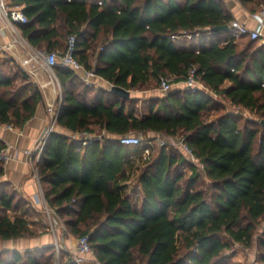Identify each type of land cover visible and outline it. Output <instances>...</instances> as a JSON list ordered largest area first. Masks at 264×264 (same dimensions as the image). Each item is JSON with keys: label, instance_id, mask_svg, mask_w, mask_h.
I'll list each match as a JSON object with an SVG mask.
<instances>
[{"label": "trees", "instance_id": "1", "mask_svg": "<svg viewBox=\"0 0 264 264\" xmlns=\"http://www.w3.org/2000/svg\"><path fill=\"white\" fill-rule=\"evenodd\" d=\"M241 2L253 12L264 5V0ZM10 3L27 15L19 26L32 45L65 50L76 34L77 57L113 85L132 92L161 75L179 82L196 67L206 88H173L150 98L142 110L132 94L91 86L75 70L54 67L63 86L57 126L104 136L84 143L53 130L38 162L40 180L48 204L69 231L89 235L96 259L101 264H229L226 250L256 241L257 264H264V225L258 230L264 219V125L252 118L242 123L241 112L227 110L225 103L264 120V45L250 39L241 47L231 29H214L235 19L226 2ZM183 33L191 38L176 37ZM12 61H0V124L23 127L40 98L28 74ZM152 132L181 135L200 163L179 147L163 145L153 160L143 162L140 199L128 193L135 172L130 157L140 147L124 145L119 137ZM6 146L0 138V152ZM4 164L0 159V178ZM205 177L213 191L198 186ZM46 228L42 211L11 182L0 180V240L36 237ZM0 264H57L56 249L0 250Z\"/></svg>", "mask_w": 264, "mask_h": 264}, {"label": "crops", "instance_id": "2", "mask_svg": "<svg viewBox=\"0 0 264 264\" xmlns=\"http://www.w3.org/2000/svg\"><path fill=\"white\" fill-rule=\"evenodd\" d=\"M10 1L11 0H8V4L12 7L13 5H11ZM224 1L226 2L231 12L234 14L235 19L245 21L251 27L256 26L257 20L253 17V13H255L256 11H251L241 2V0ZM4 26L5 21L0 20V44H7L14 39V33L12 32V30L9 28H5L3 30L2 28ZM16 28L19 31L20 36L23 37L24 41L22 45L18 44L15 48L11 49L6 56H10L13 59L12 62L14 64H17L24 72L28 74V81L35 85L39 93L40 100L36 114L29 121H27L23 127H10L7 124H0V138L5 141L6 145L9 148L10 154L9 160L4 164V175L0 178V180L11 182L12 186L21 194H23L35 208L42 211L45 218V223L47 224V228L44 233L36 237H24L5 241L0 240V250L12 249L22 251L26 249L54 246L56 249V263L61 264L62 261L70 263L72 258L71 250L75 245L78 236L69 231L65 221L60 218V216L56 214L55 210L48 204L45 198L43 185L40 180V174L37 171L39 170V160L38 158L34 157L29 158L25 152L27 148H33L43 135L44 131L50 128L52 117L48 107L49 104H55L56 107L59 106V102L63 98V86L55 68L54 70H51L50 68L41 66L39 63H36L35 66H33L32 63L23 66L21 60L24 57L28 58L34 52L39 50H47L32 45L29 39L22 33L19 22L16 23ZM95 63L96 58L94 59V64ZM77 73L79 77L83 81H85V79L83 78L85 72L80 71ZM91 81L95 85V87H102L108 90L113 85L108 80L100 76L92 77ZM86 83L92 86V84L88 82ZM180 87L183 86L180 85ZM54 130H59L72 137L74 135L83 137L82 133H84L71 132L69 130L60 128L57 126V122L54 126ZM90 134L94 135L92 133ZM152 135L153 137H157L159 133L152 132ZM131 161L134 164V168L139 165L138 158L131 159ZM131 182V180L128 181V193L136 194L140 199L143 198V191L139 186L138 189H134V192H137L133 193V191L131 190ZM31 239H38V244H35V242H33V246L31 244ZM252 248V250L249 248L246 249V247L239 249L238 257H234L236 261H245L246 264H250V261L246 259L248 257L247 254H254V244L252 245ZM256 252L258 253L257 244ZM90 258L96 261V257L94 258V256H90Z\"/></svg>", "mask_w": 264, "mask_h": 264}, {"label": "built area", "instance_id": "3", "mask_svg": "<svg viewBox=\"0 0 264 264\" xmlns=\"http://www.w3.org/2000/svg\"><path fill=\"white\" fill-rule=\"evenodd\" d=\"M253 17L257 20L255 27H251L247 22L234 19L231 23V30L234 32V35L239 34L241 36H247L252 40H263L264 41V5L260 11L253 13ZM0 20L5 21V26L2 28H9L14 33V39L7 44H0V59L8 54V52L15 48L18 44L23 43L24 39L20 36L19 31L16 28L17 22L25 23L28 21L27 15L22 10V7L19 5L10 6L8 0H0ZM179 37V36H176ZM77 40L78 36L76 34H71L67 41V46L65 50H55V51H36L28 58L24 57L21 62L23 66L32 63L33 66L36 63H39L43 67L50 68L54 70L56 65L69 67L76 72L84 71L83 78L86 82L93 84L91 81L92 77L99 76L94 70H88L84 63L80 61L77 57ZM101 77V76H100ZM161 90L165 94L169 93L173 89V83L169 81L168 77L161 75L160 78ZM185 87L190 89H198L205 87L202 82L197 78V68L193 67L189 70V73L185 80ZM62 99L59 102V106L56 107L55 104H49V111L52 117V126L48 128L45 133L41 136L37 144L33 148H27L25 150L26 155L29 158H38L40 161L44 146L47 139L49 138L50 133L54 130V126L57 122L59 113L61 111ZM10 127H13L9 125ZM83 137L79 135H74L75 139L84 140V143H87V140L90 138H95L89 132L82 133ZM121 143L130 147H140V151L137 155L132 154L131 159H140L143 162L149 161L154 153L155 146L152 140H145L141 134H125L119 137ZM166 142H162V145H165ZM180 148L185 152L186 156L193 161L194 163H200V160L192 150V148L185 142L182 138L180 142ZM10 158L8 146L4 147L0 152V159L4 162L8 161ZM202 168L204 165L201 163ZM39 173V170H37ZM47 208V206H46ZM49 211V210H48ZM71 262L74 264H99L100 262L96 259L93 260L90 256L95 258V250L90 242L89 235L80 236L76 239L75 245L72 250Z\"/></svg>", "mask_w": 264, "mask_h": 264}, {"label": "rangeland", "instance_id": "4", "mask_svg": "<svg viewBox=\"0 0 264 264\" xmlns=\"http://www.w3.org/2000/svg\"><path fill=\"white\" fill-rule=\"evenodd\" d=\"M263 8V5L262 6H256L255 7V10L256 12L257 11H260L261 9ZM232 34L234 35V32L232 31ZM181 35V36H180ZM179 35V40H182V41H186V40H189L191 38V35L188 34V33H183ZM238 42H240L241 44V47H243L247 42L250 41V39L247 37V36H241L239 34L236 33V35H234ZM257 46H262L264 45V41L263 40H259L257 43ZM11 58L10 56H4L0 59V61H4L6 59H9ZM11 66H15L14 63H10ZM15 70L17 69V67L14 68ZM185 80L184 79L183 81H179V82H172L174 85H173V88H179L180 85L183 86V88L185 87ZM92 86H95L94 84H92ZM102 88V87H101ZM204 89H206L205 87H202ZM133 94L134 96H137V100H139V108L144 110V108L146 107L147 103L149 102V99L152 98V97H159V96H165L166 94L164 92H162L161 90V85H160V81H158L157 79H153V81L145 86L144 88L142 89H138V90H133ZM132 94V96H133ZM217 99H220L222 100V97L221 95H215ZM146 98V99H144ZM144 99V100H143ZM226 109L229 110V111H235V112H241L242 114V117H243V121L242 123L244 122L245 119L247 118H252V119H255L256 121H258V124L261 123L263 120L261 119L260 116L254 114V113H251L250 111L248 110H244L243 108H240V107H236V106H233L230 102H226ZM51 126H52V123H51ZM46 131V130H45ZM44 131V133H45ZM43 133V134H44ZM95 138H101L102 136H104L103 133H94L93 135ZM144 139L145 140H152L153 141V144L155 146V150H154V153H153V156L152 158L150 159L153 160L160 152L162 146H161V143L162 142H166V145L170 148H180V142L182 140V136L181 135H176V136H173V135H167L165 133H159V135L157 137H153L152 133H148L146 135H143ZM134 155H137L138 152L136 153H133ZM146 166V163H143L142 160L139 159V165H137L134 169H135V172H134V176H133V179L131 180V190L134 192V189H138V186H139V183H138V176L139 174L141 173V171L145 168ZM184 170H186V175L187 176H190L192 171L190 169L189 166H186L184 167ZM199 187H204L206 190H211L213 191V189L211 188V184L209 182V180L206 179H201L199 184H198ZM36 219H39V216H35ZM264 225V219H262L260 221V224L258 226V230L261 231L262 230V227ZM31 244L34 246L33 242H35V244H38V239H31ZM254 247H255V250H254V254H247V259L246 260H249L250 261V264H257L258 263V257H259V254L256 252V241L254 243ZM241 248H245L244 246H242L240 243H235L231 249H228L226 250V256L231 258V262L229 264H246L245 261H241V262H238L236 261V259L234 257H238V253H239V249ZM248 249V248H246ZM249 249H253L252 246L249 247ZM249 252V251H248ZM253 255V256H252ZM251 258V259H249Z\"/></svg>", "mask_w": 264, "mask_h": 264}, {"label": "water", "instance_id": "5", "mask_svg": "<svg viewBox=\"0 0 264 264\" xmlns=\"http://www.w3.org/2000/svg\"><path fill=\"white\" fill-rule=\"evenodd\" d=\"M215 30H230L231 26L230 24L224 25V26H217L214 28ZM110 90H112L115 93H118L121 96L128 97L132 94V92L120 85H112ZM262 124L264 125V120L262 121Z\"/></svg>", "mask_w": 264, "mask_h": 264}]
</instances>
